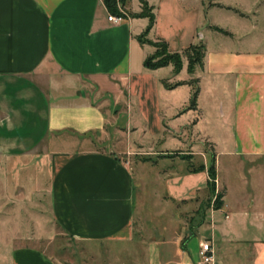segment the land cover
Returning <instances> with one entry per match:
<instances>
[{
  "label": "crops",
  "instance_id": "1",
  "mask_svg": "<svg viewBox=\"0 0 264 264\" xmlns=\"http://www.w3.org/2000/svg\"><path fill=\"white\" fill-rule=\"evenodd\" d=\"M148 1L159 14L149 39L165 40L170 52L184 53L194 44V36L182 31L178 15L164 18L160 2ZM256 3L249 11L217 0H203L188 11L179 7L186 18L198 12L217 15V10L229 8L240 17L236 29L214 19L200 25L206 55L196 74L197 107L191 108L189 99L176 93L188 84L174 88L164 84L174 77L189 82L187 57L176 75L173 65L156 70L144 65L152 51L138 36L149 18L116 24L109 20L103 0H0V162L8 205L26 213L33 208L40 214L35 219L40 227L50 221L73 240L124 246L102 262H139L132 246L141 233L144 176L131 158L142 154L141 149H149L144 152L155 157L169 153L158 152L150 138L148 148L143 142L125 146V134L138 131L175 138L169 132L182 133L213 145L218 144L212 135L216 129L227 135V149L216 151V170L223 154L264 169V9L254 11ZM167 20L181 29L169 33L162 26ZM126 113L127 125H120L119 117ZM200 145L199 141L194 145V155L201 158L202 168L185 166L188 160L180 158L182 169L165 177L160 194L164 201L188 206L208 194L213 158ZM152 156L141 160L154 162ZM253 182L262 188L242 191L236 202L229 200L231 191L224 195L222 207L212 213L210 237H203L202 224L183 249L184 236L179 234L174 240L177 250L167 251L166 258L153 243L147 251L148 264H200L205 240L212 243V264H264V171ZM216 188L219 192L218 178ZM219 211L224 220L216 218ZM48 213L49 219L43 217ZM126 245L130 254H124ZM0 264L56 262L43 250L15 247L0 256Z\"/></svg>",
  "mask_w": 264,
  "mask_h": 264
},
{
  "label": "rangeland",
  "instance_id": "2",
  "mask_svg": "<svg viewBox=\"0 0 264 264\" xmlns=\"http://www.w3.org/2000/svg\"><path fill=\"white\" fill-rule=\"evenodd\" d=\"M113 1L121 12V15L117 16H122L124 19L141 18L143 14H148L149 11H143L142 1L147 2L148 8H152L148 0ZM158 1L161 4L160 9L164 18L165 15L166 17L167 15L179 16L180 25L185 27L184 29L182 28V31L184 33L189 32L192 38L194 36V44L199 45L203 43V40L201 39L202 36L199 33V28L202 29V26L200 25L208 24L210 19H214V21L221 23L222 26L232 29H236L234 24H239V12L234 9H219L217 10V15L213 13L209 14L207 12H198V16L195 15L196 17L192 16L191 18H189V16L186 18L185 14H181L182 12L179 9L180 6H183V9L188 11L197 8L203 0ZM205 1L208 3L211 2V0ZM217 1L228 6L238 7L247 11L251 10L256 1H258L254 7V11L264 9V0ZM257 6H259V8H257ZM154 14L159 15L156 11ZM172 21L173 20H167L163 22L162 25L169 33H175L176 30L179 31V29H181L179 24H175V22ZM144 32L145 30L140 35H143ZM222 35L227 36L225 33H222ZM145 38L149 39L148 36ZM149 46L151 47L152 52L148 56L155 55L154 57H156V59L152 62L160 61V58H165L166 55H169L164 54V51L158 47L155 48L152 45ZM184 58H186L185 55H183V60ZM199 71L200 68L197 66L192 73L189 72L190 76L188 79L189 82H192V84L186 83L188 86L180 87L176 91V93L180 94V96L187 97L189 99L187 101V105L191 104L192 94L198 85L196 74ZM185 76L186 75H183V77ZM179 79L180 78L178 77H174L173 80L165 83L169 86L175 85L178 82H181ZM220 111L221 107L217 108L216 114L219 115ZM134 118L136 120L138 119L136 117ZM128 119L129 115L127 113L120 116V125L124 124L123 126H126ZM187 131L189 132L190 129ZM169 135L175 138H170L164 134L153 136L147 133L144 135L142 132L138 131L133 132V134L129 136L125 134L123 137L122 143L125 146L130 143L134 145L135 142H143L147 148L148 138H150L151 140H155V147H157L156 149L158 152H164V154L169 153V157H155V155L152 156L144 152H148L149 149H141L139 152H143L142 154L133 155L131 158L132 164L135 166L137 171L139 168H143L141 171L144 176L142 177L143 181L141 182L142 188L140 189L139 205L141 209L139 222L141 233L138 234L136 238L137 244L132 246L135 249L136 255L140 256V260L139 262H131L128 259L125 260L124 264H148V261H146V257L148 256L147 251L152 247L153 243L159 244V247L164 252V257L166 258V256H168V252L171 254L175 251V249L177 250L179 243H176L174 240L179 236V234L184 236L180 242V247L186 249L187 241L189 243L192 239L191 237H194V234H198L199 227L202 224H204V228L202 230V232H204L202 233L203 237H210L211 230L209 231L208 225L212 220L213 211L220 209L217 207V195L219 192H222L226 196L227 192L231 191L229 200L231 202H236L240 199L239 195L242 191L246 192L254 187H256L257 190L262 188L261 186H256L253 181L264 171L263 166H260L259 164H247L248 161L246 160L244 163H241L238 162L235 157L223 154L220 156L217 163L219 192L217 191V188L216 190L210 189L208 194L204 196L200 203L188 204V206H183L181 203H175L168 198L164 201L160 194L163 193L165 188V177L167 173L172 170L175 171V169H182L183 164H181L182 160H180V158L188 160L189 163L187 162L185 166H193L195 168L198 167V169L202 168L201 158L198 157L196 159L194 155V151H196V149H194V145H196L198 141L201 144L200 146H202L201 148L210 153L212 158L216 155V151L223 153V150L227 149V135L222 132L220 133V131L218 132L216 129L213 130L212 135L218 139V144L213 145L207 141L201 142V138L197 139L194 136L193 138H190L189 134H184L183 136L182 133L169 132ZM159 139H161V141H159ZM214 146H216V148H214ZM151 156L153 157L154 162H147L144 164L141 160ZM192 158L195 159L191 160ZM2 167L3 165L0 162V256H7L15 247H34L45 251V256L51 261L54 260L56 264H111V262L108 261L107 263L105 260L102 262L103 260L101 259L107 257L110 253L116 251L119 252L124 247L123 245L101 244L99 242L86 243L79 240H73L64 234L60 228L51 224L50 221H46V223L40 227V223L35 222V219L40 214H37L33 208L29 213H26L24 211H19L17 207L13 209L11 207L12 205H8V199H5V175ZM244 177H246L247 182L244 181ZM36 200L37 199H35V201ZM20 205L30 206L31 204ZM207 206H209V209L206 210ZM205 210L206 212L204 214ZM215 215L219 220H224L225 218V214L222 211L217 212ZM44 216H47L49 219V213L46 215L44 214L43 217ZM207 231L209 232L207 233ZM189 232L192 233V236L188 238ZM198 240L199 237L197 240L195 239L193 241L195 247ZM173 242H175V244ZM126 247V250L124 249V254H130V245H126ZM164 263H167L166 260H164Z\"/></svg>",
  "mask_w": 264,
  "mask_h": 264
},
{
  "label": "trees",
  "instance_id": "3",
  "mask_svg": "<svg viewBox=\"0 0 264 264\" xmlns=\"http://www.w3.org/2000/svg\"><path fill=\"white\" fill-rule=\"evenodd\" d=\"M109 13L110 14H115V15H121L120 10L116 7L115 2L113 0H103ZM143 4V11H149V13L147 14H143V16L141 17H146L149 18V25L146 28L145 32L143 35H139L138 36V40L142 43V44H149L154 46L155 48H160L164 51V54H169L166 55L165 58H160V61L157 62H152L156 59V57L152 56H147L144 62V65L147 69L150 70H156L162 67H167L169 65H173L174 67V72L175 74H179L183 67H184V60H183V55H185L188 59V71L189 72H193L195 67L199 66L200 69H202L204 67V58L206 55V45L204 43L202 44H192L190 45L189 48H187L184 53H179V52H170L169 50V46L168 43L166 41L163 40H158V41H152L150 39H146L145 37L148 36L149 32L151 31L152 27L154 26L155 22H156V16L153 12V7L152 8H148V4L145 1H142ZM221 6V5H219ZM232 9V8H229ZM235 10V9H234ZM237 11V10H236ZM216 31L225 33V34H229V32L225 31L222 28L219 27H214L213 28ZM160 56V55H159ZM186 83H191L192 82H178L175 85H167L165 82L164 84L166 85V87L168 88H174ZM197 83H199V80H197ZM200 93V87L199 84L197 85V87L194 89V92L192 94L191 97V104L190 107L191 108H196L197 107V101H198V96ZM209 183H208V188L209 190L213 189L216 190V180H217V170H216V155L213 157V161L211 166L209 167ZM199 170V169H198ZM223 198H224V194L223 193H219L217 195V201H218V206L219 208L222 207L223 205ZM209 209V206L206 207V210ZM206 210L204 211V214L206 212Z\"/></svg>",
  "mask_w": 264,
  "mask_h": 264
},
{
  "label": "built area",
  "instance_id": "4",
  "mask_svg": "<svg viewBox=\"0 0 264 264\" xmlns=\"http://www.w3.org/2000/svg\"><path fill=\"white\" fill-rule=\"evenodd\" d=\"M109 20L118 24V23H121L124 20V18L122 16L110 14ZM199 256L201 258L200 264H212L214 262L215 256H214L212 243L210 241L205 240L201 243Z\"/></svg>",
  "mask_w": 264,
  "mask_h": 264
}]
</instances>
